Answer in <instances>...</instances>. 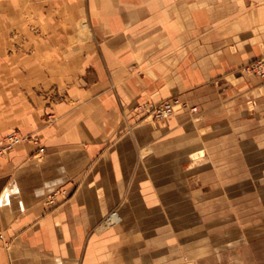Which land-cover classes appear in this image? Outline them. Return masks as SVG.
<instances>
[{"label": "crops", "instance_id": "crops-1", "mask_svg": "<svg viewBox=\"0 0 264 264\" xmlns=\"http://www.w3.org/2000/svg\"><path fill=\"white\" fill-rule=\"evenodd\" d=\"M263 55L264 0H0V264H264Z\"/></svg>", "mask_w": 264, "mask_h": 264}, {"label": "built area", "instance_id": "built-area-1", "mask_svg": "<svg viewBox=\"0 0 264 264\" xmlns=\"http://www.w3.org/2000/svg\"><path fill=\"white\" fill-rule=\"evenodd\" d=\"M245 73L255 75L259 78H264V55L259 59L251 61L243 67ZM182 104V100L179 97L174 96L171 99L160 102L158 105H154L149 112V116L153 119L161 120L166 117H169L175 113L176 107ZM193 112L197 111L196 107L192 108ZM52 119V116H49ZM37 137H28L22 134L19 130L9 133L2 146H0V158L3 156L15 151L18 145L25 143L35 142L37 143ZM45 148H41L40 152H44Z\"/></svg>", "mask_w": 264, "mask_h": 264}, {"label": "bare ground", "instance_id": "bare-ground-1", "mask_svg": "<svg viewBox=\"0 0 264 264\" xmlns=\"http://www.w3.org/2000/svg\"><path fill=\"white\" fill-rule=\"evenodd\" d=\"M109 219H111L112 221H118L120 220L121 218L118 217L117 213L114 212L110 215ZM116 225V224H115Z\"/></svg>", "mask_w": 264, "mask_h": 264}, {"label": "rangeland", "instance_id": "rangeland-1", "mask_svg": "<svg viewBox=\"0 0 264 264\" xmlns=\"http://www.w3.org/2000/svg\"><path fill=\"white\" fill-rule=\"evenodd\" d=\"M250 75H252V74H250ZM255 76V75H254Z\"/></svg>", "mask_w": 264, "mask_h": 264}]
</instances>
